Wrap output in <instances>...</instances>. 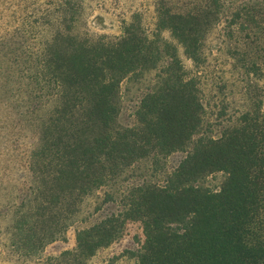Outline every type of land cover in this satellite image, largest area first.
<instances>
[{
	"label": "trees",
	"instance_id": "1",
	"mask_svg": "<svg viewBox=\"0 0 264 264\" xmlns=\"http://www.w3.org/2000/svg\"><path fill=\"white\" fill-rule=\"evenodd\" d=\"M47 1L33 17L0 25V105L23 118L45 111L29 183L9 206L14 251L34 257L65 239L86 196L138 159L151 157L160 172L181 151L161 181L129 188L117 212L77 230L73 248L39 264H87L128 221L142 226L137 264H264V99L234 112L208 103L198 74L161 35L168 29L198 67L206 30L220 18L211 7L223 0L195 9L157 0L154 30L136 11L115 36L75 31L84 0ZM257 58L243 68L259 70ZM152 70L134 124L120 125L121 82Z\"/></svg>",
	"mask_w": 264,
	"mask_h": 264
},
{
	"label": "rangeland",
	"instance_id": "2",
	"mask_svg": "<svg viewBox=\"0 0 264 264\" xmlns=\"http://www.w3.org/2000/svg\"><path fill=\"white\" fill-rule=\"evenodd\" d=\"M157 0H84L75 31L91 35L121 34L122 20L129 19L133 12L142 14L144 24L154 30ZM204 0H166L175 9H195ZM263 0H223L212 5L219 11V20L206 30L203 41V61L197 67L186 55L183 46L172 37L168 29L161 35L173 42L178 55L189 72L198 74L205 92V101L218 106H229L230 111L244 107L253 99H264V4ZM49 3L47 0H0V25L11 27L16 17L34 16L33 9ZM250 11L248 15L245 11ZM241 13L242 18L237 14ZM258 57L259 70L253 73L243 68L247 57ZM240 59V60H239ZM242 59V60H241ZM155 70L141 77L125 78L120 84V113L118 123L131 126L134 112L146 88L152 83ZM44 109L36 116L23 118L11 108L0 105V264H39L40 258L56 255L76 245V231L99 222L107 215L117 212L120 200L133 186L149 181H161L185 155L177 151L169 155L160 172L153 171L151 157L136 160L113 181L85 197L81 211L69 227L65 239L47 244L38 255L26 257L12 248L9 227L12 210L9 207L18 201L30 180L29 152L38 137V123ZM108 195H113L110 198ZM143 236L139 221H128L123 234L110 245L100 248L87 264H137L133 256Z\"/></svg>",
	"mask_w": 264,
	"mask_h": 264
}]
</instances>
